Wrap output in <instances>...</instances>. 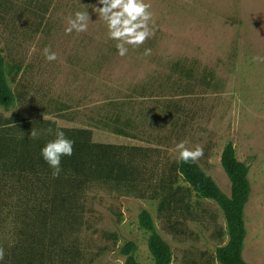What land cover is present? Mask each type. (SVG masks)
Instances as JSON below:
<instances>
[{"label":"rangeland","instance_id":"1","mask_svg":"<svg viewBox=\"0 0 264 264\" xmlns=\"http://www.w3.org/2000/svg\"><path fill=\"white\" fill-rule=\"evenodd\" d=\"M155 32L144 44L117 54L96 0H0V49L16 94L0 117L21 128H89L95 142L138 146L150 154L147 178L156 187L177 160L175 145H200L197 160L221 189L231 192L221 155L229 141L249 166L243 257L264 262V0H150ZM89 9L86 32L65 33L75 10ZM50 46L58 58L47 61ZM151 54L144 55V48ZM126 104L131 135L95 125L114 102ZM115 108V107H113ZM115 109H111L113 113ZM22 132L27 133V131ZM28 133H31L29 131ZM179 184L187 188L179 179ZM94 183L81 198L79 232L65 241L79 251L76 264H124L120 252L135 241L138 259L152 264L149 234L138 216L148 209L170 244L172 264H220L215 250L228 241L220 206L192 195V213L168 216L161 194ZM193 194V193H192ZM30 194L4 202L5 239L14 242L15 212H32ZM8 213V217H7ZM28 220V219H27ZM65 245V244H64ZM65 245V246H66ZM67 246V247H68ZM74 257V256H73Z\"/></svg>","mask_w":264,"mask_h":264},{"label":"trees","instance_id":"2","mask_svg":"<svg viewBox=\"0 0 264 264\" xmlns=\"http://www.w3.org/2000/svg\"><path fill=\"white\" fill-rule=\"evenodd\" d=\"M15 102L16 94L0 49V106L10 109ZM126 107L125 103L114 102L113 113L106 109L103 116H90V119L114 133L131 135L136 121L127 114ZM12 123L0 117V250L3 251L0 264H76L78 258L73 253L79 251L72 248L74 243L68 246L65 241L79 232L83 214L80 200L94 183H113L140 192L143 188L148 191L150 185L156 194H161L158 207L167 211L168 216L191 214L192 195L213 200L224 212L228 236V241L216 248V260L220 264H248L243 248L247 235L245 207L251 195L249 166L238 159L232 141L226 143L221 155L222 167L231 182L228 195L198 161L184 163L177 159L154 187L153 178H147L151 156L145 149L95 142L89 128H62L74 140L73 153L61 158V172L53 176L40 150L54 138L48 129L54 132L56 126L38 128V136L32 138L28 133L30 127L25 130ZM179 179L187 188L179 184ZM10 194H30L33 205L29 214L23 207L14 213L17 238L13 243L5 239L7 228L2 213L7 209L4 202ZM138 224L149 234L152 264H172L171 246L159 233L148 209L141 210ZM137 250L132 240L121 246L120 252L126 257L124 264H145L138 259Z\"/></svg>","mask_w":264,"mask_h":264},{"label":"clouds","instance_id":"3","mask_svg":"<svg viewBox=\"0 0 264 264\" xmlns=\"http://www.w3.org/2000/svg\"><path fill=\"white\" fill-rule=\"evenodd\" d=\"M92 10L98 13V17L106 22L107 36L110 40L116 41L115 48L119 56H125L131 45L140 46L149 39L155 32L154 13L151 10L150 0H96ZM89 9L75 10L68 17L65 33L86 32L90 22ZM144 55H150L151 49L144 48ZM47 61H55L58 58L56 51L50 46L43 49ZM56 128L48 129L54 138L47 141L40 150L42 159L52 169V175L57 176L61 172V158L71 156L73 153L74 140L67 137L58 121H53ZM38 136L36 129H32L30 137ZM187 142L179 141L175 148L178 152V162H196L203 155V148L200 145L186 146ZM3 251L0 250V258Z\"/></svg>","mask_w":264,"mask_h":264}]
</instances>
